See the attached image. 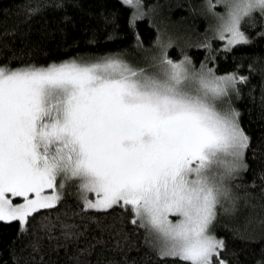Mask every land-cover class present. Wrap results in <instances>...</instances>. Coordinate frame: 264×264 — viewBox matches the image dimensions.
Returning <instances> with one entry per match:
<instances>
[{
    "label": "snow or ice",
    "instance_id": "snow-or-ice-1",
    "mask_svg": "<svg viewBox=\"0 0 264 264\" xmlns=\"http://www.w3.org/2000/svg\"><path fill=\"white\" fill-rule=\"evenodd\" d=\"M120 3L129 9L133 47L148 53L141 60L129 59L127 49L31 59L38 47L29 43L31 19L60 12L64 32L76 24L69 7L82 9L81 0H27L22 17L0 33V50L11 53L0 62V222L17 223L8 244L12 264H45V250L61 249L70 264H117L105 250L127 246L125 221L143 231L160 264H228L216 227L235 216L242 196L250 203L237 189L247 187L248 154L264 153V139L253 146L233 101L264 57L253 55L242 73L243 56L226 71L216 56L223 51L236 60L237 48L264 39V0H204L211 22L196 45L206 49L198 62L184 48L179 58L170 55L178 37L159 28L145 47L137 22L148 16L151 23V6ZM117 16L101 9L96 26L88 19L82 27L94 38L110 23L111 38ZM258 176L264 193V167ZM232 230L255 239L246 227ZM0 264L8 261L0 256ZM254 264H264V253Z\"/></svg>",
    "mask_w": 264,
    "mask_h": 264
},
{
    "label": "trees",
    "instance_id": "trees-1",
    "mask_svg": "<svg viewBox=\"0 0 264 264\" xmlns=\"http://www.w3.org/2000/svg\"><path fill=\"white\" fill-rule=\"evenodd\" d=\"M27 0H0V33L6 28H12L18 19L23 15L20 12V6ZM145 7L151 6L152 12L151 23L149 17L145 16L138 20L137 30L145 47H149L151 41L157 34V29L161 30V35L170 34L178 37L176 43L169 48V54L174 58H179L181 48L197 62L204 58L206 49L196 45L203 40V33L211 22L210 18L203 14L204 0H143ZM82 9L69 7L68 12L76 22L67 24L65 31L58 30L60 12L48 10L42 15L34 16L29 33V43L37 47L33 52L31 59L38 63H46L53 59H63L76 53H104L108 51H117L127 49L129 59L138 61L147 52L136 50L134 45V36L132 31L127 27V16L129 9L123 7L120 0H81ZM5 9L8 10L5 14ZM103 9L116 10L118 12L115 33L111 38H106L113 32V25L100 28L93 38L91 27L85 31V21L91 19L92 26L99 22V13ZM19 13V15H18ZM88 13H95L89 17ZM250 32L255 30L249 29ZM15 45H21L19 34H15ZM12 41V34L5 37ZM94 39V42H93ZM186 42L190 47H185ZM215 46H219L217 43ZM9 51L0 50V62H3L5 56H10ZM253 55L264 57V39H257L249 46L237 48L235 50L236 60L233 54L229 53L225 59L223 51L217 53L216 65L220 71L231 70L234 63L239 61L243 56L242 73H249L247 64L252 60ZM24 59H28L27 56ZM19 60H13V65L19 63ZM255 72L250 74V83L243 86L242 96L233 103L241 111V122L245 130L252 137V143L255 147L258 141L264 139V78H262L260 69L264 68V61L254 63ZM250 168L243 174L242 183L247 187H240L237 192H247L249 204L244 203L245 197H241L239 210L235 216L221 217L222 223L218 224L216 231L219 235L224 236L227 243V251H222V256L227 259L228 264H254V261L264 253V193L261 192V181L258 176L259 170L264 167V153L258 152L255 159L251 153L248 154ZM256 179L255 186L251 181ZM72 208L76 204L69 200ZM254 206V207H253ZM103 223L110 224L111 218L103 219ZM229 225V227H225ZM121 225L117 222L116 227ZM124 228L129 236L126 247L114 249L108 247L105 250V259H110L117 264H160L149 245L145 243L143 231H135L133 226L127 221L124 222ZM233 226H239L241 229L247 228L245 236H253L255 239H242L233 235ZM17 232L16 222H0V256L12 264L8 244L13 240ZM108 234L105 233V236ZM123 235V234H121ZM119 237H113L117 239ZM109 245L112 241L109 240ZM99 247V246H98ZM45 255V264H70L65 257L63 249L59 255ZM71 251V249H70ZM127 257V259H125ZM23 264V260H21Z\"/></svg>",
    "mask_w": 264,
    "mask_h": 264
}]
</instances>
